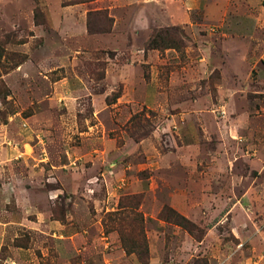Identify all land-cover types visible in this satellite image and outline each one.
Segmentation results:
<instances>
[{"label": "rangeland", "instance_id": "rangeland-1", "mask_svg": "<svg viewBox=\"0 0 264 264\" xmlns=\"http://www.w3.org/2000/svg\"><path fill=\"white\" fill-rule=\"evenodd\" d=\"M78 1L0 0V264H264V0Z\"/></svg>", "mask_w": 264, "mask_h": 264}, {"label": "trees", "instance_id": "trees-1", "mask_svg": "<svg viewBox=\"0 0 264 264\" xmlns=\"http://www.w3.org/2000/svg\"><path fill=\"white\" fill-rule=\"evenodd\" d=\"M83 1V0H80ZM78 1V2H80ZM176 217L180 218V220H176L174 219L173 221L175 223H177L178 225H182L183 227L187 228L186 224H190L187 220H185L182 216H180L179 214L175 213ZM186 223V224H185ZM188 229V228H187ZM142 245V242L140 241V247ZM126 247V246H125ZM128 251V250H127Z\"/></svg>", "mask_w": 264, "mask_h": 264}]
</instances>
